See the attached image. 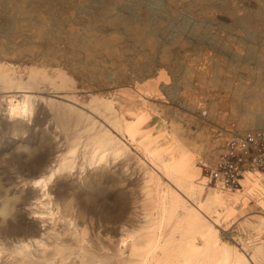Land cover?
<instances>
[{
    "label": "rangeland",
    "instance_id": "374dc122",
    "mask_svg": "<svg viewBox=\"0 0 264 264\" xmlns=\"http://www.w3.org/2000/svg\"><path fill=\"white\" fill-rule=\"evenodd\" d=\"M7 63L16 64L25 78L36 67L50 79L57 78L58 69L72 79L68 89L40 84L44 95L50 92L88 111L92 97L112 99L127 119L135 117L128 109L145 113L143 129L153 135L176 130L198 153V177L207 173L202 163L209 165L222 151L232 122L238 129H264V102L257 101L264 90V0H0V64ZM155 88L159 94L145 95ZM57 118L44 122L55 126L54 140L69 143L84 131L82 122ZM3 133L0 210L5 211L23 201L12 175L26 177L42 150L33 131L19 139L18 129L4 127ZM42 141L46 149L53 142ZM95 165L101 166L88 167ZM109 165L111 171L131 173L132 186L143 178L136 156ZM77 171L72 168L71 175ZM71 190L63 194L68 200ZM122 190L103 181L73 200L76 209L87 203L103 221L107 210L101 205L124 201ZM257 213L264 214L254 201L239 205L236 216L219 226L222 236L247 254L251 249L244 247L259 239L246 218L255 221ZM16 228L10 221L7 231L14 235Z\"/></svg>",
    "mask_w": 264,
    "mask_h": 264
},
{
    "label": "bare ground",
    "instance_id": "6f19581e",
    "mask_svg": "<svg viewBox=\"0 0 264 264\" xmlns=\"http://www.w3.org/2000/svg\"><path fill=\"white\" fill-rule=\"evenodd\" d=\"M27 72L25 78L17 73L16 64H0V142L7 139L4 127L20 130L18 139L33 131V141L42 150L26 177L12 175L23 201L0 213L6 218L12 215L7 220L0 216V236L5 238L0 241L9 248L22 241L30 250L27 264H264L263 213L255 214V221L246 218L257 234L255 240L259 239L244 247L251 249L248 254L225 239L219 228L236 216L239 205L254 201L264 212L263 169H247L242 186L236 189L210 185L208 173L197 176V151L176 130L153 135L143 129L145 113L128 109L127 114L135 117L127 119L112 99L92 97L88 111L50 92L42 94L46 91L42 83L54 89L70 88L72 79L62 69L55 79L36 67ZM260 91L258 103L264 102V90ZM154 92L160 93L155 88L145 95L152 97ZM53 115L61 122H82L84 131L69 143L54 140L55 126L44 125ZM44 139L53 141L49 149ZM133 156L143 170L142 180L136 176V186L131 185V173L111 171L109 165ZM92 164L101 166L90 169ZM76 166L73 177L71 169ZM85 168L82 178L78 177ZM103 181L109 189L122 187L126 199L102 204L107 211L101 221L87 203L76 209L73 196ZM69 190L68 200L63 194ZM10 221L17 222L14 235L7 231ZM7 251L0 244V253Z\"/></svg>",
    "mask_w": 264,
    "mask_h": 264
},
{
    "label": "built area",
    "instance_id": "2783aa9c",
    "mask_svg": "<svg viewBox=\"0 0 264 264\" xmlns=\"http://www.w3.org/2000/svg\"><path fill=\"white\" fill-rule=\"evenodd\" d=\"M209 165L204 168L211 176L210 183L234 189L241 187L240 181L247 169L264 170V129H238L232 122L222 151Z\"/></svg>",
    "mask_w": 264,
    "mask_h": 264
},
{
    "label": "clouds",
    "instance_id": "9594fccd",
    "mask_svg": "<svg viewBox=\"0 0 264 264\" xmlns=\"http://www.w3.org/2000/svg\"><path fill=\"white\" fill-rule=\"evenodd\" d=\"M2 211L0 210V213ZM0 216H3L7 220L12 215L7 218L3 214H0ZM0 244L8 249L7 252L0 253V264H27L26 257L29 255L30 250L24 247L22 241L15 243L12 248H9L3 241H0Z\"/></svg>",
    "mask_w": 264,
    "mask_h": 264
}]
</instances>
